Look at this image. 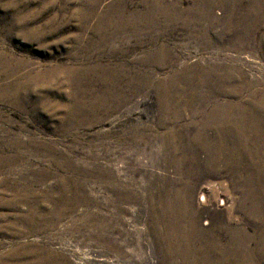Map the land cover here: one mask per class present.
<instances>
[{
  "label": "rangeland",
  "instance_id": "rangeland-1",
  "mask_svg": "<svg viewBox=\"0 0 264 264\" xmlns=\"http://www.w3.org/2000/svg\"><path fill=\"white\" fill-rule=\"evenodd\" d=\"M231 2L229 15L228 0H0V264L47 252L56 263L163 264L148 208L177 189L185 218L219 242L235 229L258 236L231 242L233 264H264L240 174L205 167L195 140L215 139L198 129V99L234 104L264 87V27L250 31ZM238 133L219 157L243 158Z\"/></svg>",
  "mask_w": 264,
  "mask_h": 264
},
{
  "label": "bare ground",
  "instance_id": "bare-ground-1",
  "mask_svg": "<svg viewBox=\"0 0 264 264\" xmlns=\"http://www.w3.org/2000/svg\"><path fill=\"white\" fill-rule=\"evenodd\" d=\"M231 1H233V3H235L236 1L238 2V0H231ZM231 1L228 0V3L230 5L229 8H231L228 11L230 12L229 15L232 14L233 8L235 6L233 5V8L231 7L232 6ZM240 1L241 3L238 4L241 7V11L239 10L240 23L243 22L244 24H246V26L252 24L251 26H248L250 27V31H254L256 27H258L259 29H261V27H264V0H240ZM227 29H230L229 32L237 33V35L239 33L238 31L239 28L237 27V25L233 23L230 24L228 23ZM246 32L247 31H243V34ZM230 72L231 71H228L225 74L224 77L226 80H229V78H231L230 76L232 75H230ZM247 88L249 89L248 90L249 95H246L245 98L236 96L240 100L238 101L237 99L236 102H233L234 104L228 102L224 105L215 104L212 107V105L210 104V102H208L207 99L203 101L202 99H198L197 101V103H199L198 107L201 112L203 110L202 117L198 122V129H200L201 127L206 129H212L211 131L213 132L215 139L212 141V137L208 139L207 137H205L206 135L202 136L201 134H199L195 140H197L196 144L198 145V147H200L202 150L206 152L203 153L205 154L203 160L205 167H208L209 170L213 171V173L217 172L220 169H227V170L231 169L234 172H236L235 176H239L240 174V177L233 178V183L238 184L239 188H242L241 189L242 201H243L242 207L245 212L246 220H248L246 223L248 224L249 221L250 222L255 221V226L259 229V231H261L262 222L264 227V212L263 214H260L259 209L257 207L259 206L260 203L264 202V89H263L264 87H260V85L256 82L255 86L251 83ZM189 89L190 88L186 86V87H182V90L179 91L182 92L183 90H185L186 95H188L187 92ZM216 90L221 93L220 89L216 88ZM234 91L236 94H238L241 93L242 90L236 89ZM192 92L193 91H191V93ZM177 101L184 106H187V102H189L187 99H180ZM193 108L195 107L193 106ZM204 108H206L207 110H205ZM176 116L177 115H175V117ZM241 127H243V129L245 130L243 143H245L246 148H245V153L243 154V158L240 160V158L236 157L234 160H230L227 156L219 157L220 144L221 143H223L224 145L235 144V141L239 139L238 130ZM170 146L173 149L179 150L178 144H172ZM178 190L179 189L173 191V193H170V195L173 196L170 200L167 199L162 203H160L161 208L155 214H154L155 211L152 213V210L154 209L152 205L148 208V209H152L150 211L151 212L150 218H152V226L150 229L151 233L153 234L156 241L160 239L161 240L160 243H162L158 248L159 251L158 256L164 257L165 263L163 264H233L230 260L231 258H233L231 257V254L233 252V247L230 246L231 242L237 241L240 243V245L244 243L247 246H249L248 245L249 242L258 237L253 234L246 235L247 233L244 234L245 231H243L244 233H242L241 230L238 229L236 230L235 228H234L235 230H233L232 232L230 231L233 234L224 243H221L217 239L213 238L211 234L207 235L206 233L209 231L200 229L197 226V222L195 218H189V219L185 218L187 217V215H189L188 214L189 211H187L188 205H190L189 197L182 194V192L181 193L177 192ZM163 197L164 195L161 197L160 201L164 199ZM201 200L204 201V198ZM237 234L240 237H237ZM201 237L203 238L201 239ZM241 249L243 248L241 247ZM17 253L18 252L14 250L13 252L7 254L5 257L6 258L9 257V258L6 260H10ZM21 254L22 253H20V255ZM37 254L38 253H32L31 256H29V258L26 259H24L23 257L22 259L23 261L21 260L18 263L13 262V263H5V264H67L66 261L63 260V258L59 260L60 261L59 263H56L53 254H49L48 252L42 255L41 254L37 255ZM1 262H6V261L1 260Z\"/></svg>",
  "mask_w": 264,
  "mask_h": 264
}]
</instances>
